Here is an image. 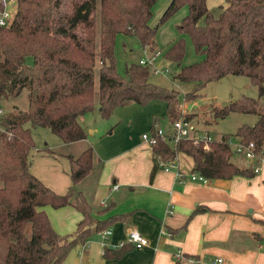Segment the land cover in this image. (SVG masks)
<instances>
[{
  "label": "trees",
  "instance_id": "trees-1",
  "mask_svg": "<svg viewBox=\"0 0 264 264\" xmlns=\"http://www.w3.org/2000/svg\"><path fill=\"white\" fill-rule=\"evenodd\" d=\"M156 2L17 0L10 23L0 26V100L17 96L23 88L28 99L25 109L16 106L0 116V264H59L92 229L101 232L108 222L129 216L97 220L91 226L92 206L77 187L93 165L91 145L76 156L69 155L72 184L64 193L54 191L31 173V126L48 127L63 142L84 138L86 131L79 117L94 109L95 93L98 113L104 118L128 102L146 105L158 99L167 103L170 121L178 119L179 90L152 81L149 65L140 62L127 63L121 74L115 44L117 34L124 32L135 34L142 47L155 51L159 25L183 5L188 6V12L177 24L180 36L163 51L165 58L179 67L173 79L196 83L195 90L186 93L191 99L212 80L228 74L246 75L258 86L259 96L243 95L224 106L217 105L214 114L226 117L243 111L259 117L254 124L240 125L235 133L214 138L209 149L192 140H182L175 147L159 137L152 145L154 154L170 160L184 151L193 157L194 170L209 179L255 173L251 166L236 162L230 139L254 141L257 149L264 146V0H225L218 16L208 0H170L153 25ZM183 34L190 35L200 56L186 65ZM66 204L74 205L83 217L74 233L60 234L44 207ZM204 209L207 207L199 205L195 210ZM132 248L130 243L105 247L104 256L118 258Z\"/></svg>",
  "mask_w": 264,
  "mask_h": 264
},
{
  "label": "crops",
  "instance_id": "crops-1",
  "mask_svg": "<svg viewBox=\"0 0 264 264\" xmlns=\"http://www.w3.org/2000/svg\"><path fill=\"white\" fill-rule=\"evenodd\" d=\"M157 100L146 105L128 102L117 106L107 118L98 111L91 116L87 112L79 118L86 131L84 138L71 142L60 138L44 150H30L31 173L54 191L64 193L72 184L69 155L76 156L91 145L93 165L77 183L92 206L91 226L97 220L129 213L127 218L108 222L105 229L110 232L106 238L92 229L59 264H264V165L260 172L251 175L236 174L203 182L189 176L196 172L193 157L178 151L179 166L165 170L151 144L140 134H128L136 126H142V134L161 127L156 109L167 111V103ZM164 130L172 133L173 127ZM239 159L252 167L253 162ZM178 171L184 176H178ZM199 205L207 209L195 210ZM44 208L52 227L60 234L74 233L83 217L72 204ZM131 228L142 232L150 243L142 247L130 243L133 248L123 256L105 257V247L121 246ZM162 229L170 234H162ZM179 249L185 257L178 260L175 253Z\"/></svg>",
  "mask_w": 264,
  "mask_h": 264
},
{
  "label": "rangeland",
  "instance_id": "rangeland-1",
  "mask_svg": "<svg viewBox=\"0 0 264 264\" xmlns=\"http://www.w3.org/2000/svg\"><path fill=\"white\" fill-rule=\"evenodd\" d=\"M169 1L170 0H157L155 3L153 7L154 14L152 17V23L154 25L159 22L161 14L165 10ZM208 3L213 14L218 16L222 10L221 7L225 3V0H208ZM187 12L188 6L183 5L170 18L159 25L156 34V48L157 51L161 50L162 52L156 53L145 50L141 46L139 38L135 34H127L124 32L118 33L115 44V56L118 71L121 74H124L127 63H139L141 58H145L147 56L153 59L154 62L160 61L162 67H168L170 71L167 73H158L154 71L152 65H149L151 71L150 79L161 86L179 90V99L181 102L179 104V109L181 116L189 115L196 127L209 129L214 138H220L225 133H235L238 127L244 123L254 124L259 117L256 113L233 111L226 117H216L213 110L215 105L220 104V106H224L243 95L258 97L259 88L256 84L251 82L248 76L228 74L219 79L212 80L198 90L199 94L197 97L191 99L186 98V93L194 91L196 83L178 82L173 79V73L177 71L179 67L176 62L166 59L163 51L172 40L177 38V36H180L179 30L177 29V24L182 20ZM183 36L186 39V53L183 64L186 65L200 60V56L195 50L190 35L183 34ZM98 66L99 62L96 61V69ZM95 87L97 89V75ZM157 101H161V103H163V100ZM261 101L264 106V95L262 96ZM27 104L28 99L26 88H23L17 96L11 99L0 100V108L3 109L4 113H8L13 107L16 106L20 109H25ZM94 104V109L89 111L90 116L93 115L92 113H96L98 111L97 93H95ZM156 110V113L161 118V127L164 129L171 128L172 130V120L170 121L166 111H164V108L159 107ZM141 127L142 126H136L134 129L130 130L132 132H129L128 134H131V136L134 137L138 136L139 134L142 136L143 128ZM31 133L33 139V149L41 147V149L44 150V147L51 146L55 141L60 139V137L48 127L31 126ZM236 162L243 164L242 159H239L238 156L236 157ZM245 163L248 162L245 161Z\"/></svg>",
  "mask_w": 264,
  "mask_h": 264
},
{
  "label": "built area",
  "instance_id": "built-area-1",
  "mask_svg": "<svg viewBox=\"0 0 264 264\" xmlns=\"http://www.w3.org/2000/svg\"><path fill=\"white\" fill-rule=\"evenodd\" d=\"M17 0H0V26H4L10 23L13 14L16 9ZM156 53L161 52L160 50L155 51ZM140 63L146 65H152L154 71L156 72H169L168 67H162L159 65V62H154L153 59L149 58L148 56L145 58H141ZM3 113V109L0 108V116ZM173 131L172 133H168L164 130L163 127L156 126L152 130L146 131L142 134V138L147 143L153 145L155 144L159 137L170 140L171 143L177 147L180 141L182 140H192L196 144H203L206 149L210 148L211 142L214 140L212 134L208 131L201 130L192 122V118H188L187 116H180L174 122H172ZM230 144L232 145L235 155L238 157H242L250 162H253L252 168L255 173L261 171L264 165V146L261 149H257V146L254 141L244 142L240 139L231 138ZM161 165L165 170H171L174 167H178L177 158L174 157L173 159L160 160ZM178 176H184V172L178 171ZM189 176L193 180H199L203 182H207L209 180L201 172H190ZM117 186V185H116ZM110 232L109 228H106L101 231V237L106 238L107 234ZM162 234H170L167 229H162ZM125 243H132L135 247H142L150 243V240L147 236H145L142 232H140L136 228H131L128 231L127 240L121 243V245ZM176 259H181L185 257L183 252L179 249L175 253ZM189 260L193 261L196 260L195 257H188ZM222 258H219L221 261Z\"/></svg>",
  "mask_w": 264,
  "mask_h": 264
}]
</instances>
